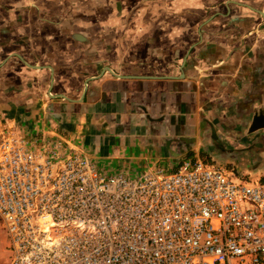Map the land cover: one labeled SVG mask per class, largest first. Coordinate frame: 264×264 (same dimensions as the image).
<instances>
[{
  "label": "crops",
  "instance_id": "obj_1",
  "mask_svg": "<svg viewBox=\"0 0 264 264\" xmlns=\"http://www.w3.org/2000/svg\"><path fill=\"white\" fill-rule=\"evenodd\" d=\"M260 11L264 0H0V131L60 139L106 173L201 161L254 177L223 137L264 127L250 129L264 114Z\"/></svg>",
  "mask_w": 264,
  "mask_h": 264
},
{
  "label": "built area",
  "instance_id": "obj_2",
  "mask_svg": "<svg viewBox=\"0 0 264 264\" xmlns=\"http://www.w3.org/2000/svg\"><path fill=\"white\" fill-rule=\"evenodd\" d=\"M0 264H264V169L101 171L51 136L0 131Z\"/></svg>",
  "mask_w": 264,
  "mask_h": 264
},
{
  "label": "rangeland",
  "instance_id": "obj_3",
  "mask_svg": "<svg viewBox=\"0 0 264 264\" xmlns=\"http://www.w3.org/2000/svg\"><path fill=\"white\" fill-rule=\"evenodd\" d=\"M225 147L224 152L230 154L232 158L237 161L241 160L246 164H253L255 173L261 174L264 169V127L260 128L258 132L250 134L235 131L234 135L229 138L223 137ZM224 148V147H223ZM145 171V170H144ZM253 171V172H254ZM143 171L133 173L129 172L131 176L141 174ZM8 240L6 233L2 227L0 219V263L5 261L8 256Z\"/></svg>",
  "mask_w": 264,
  "mask_h": 264
},
{
  "label": "water",
  "instance_id": "obj_4",
  "mask_svg": "<svg viewBox=\"0 0 264 264\" xmlns=\"http://www.w3.org/2000/svg\"><path fill=\"white\" fill-rule=\"evenodd\" d=\"M263 15L264 13L262 11H260ZM33 67H37V65H31ZM109 70L111 71V69L109 68ZM264 125V114L260 113V114H256L253 118V121L250 125V129L251 130H255L261 126Z\"/></svg>",
  "mask_w": 264,
  "mask_h": 264
}]
</instances>
